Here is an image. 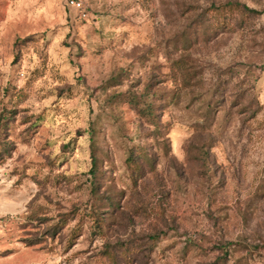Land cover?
<instances>
[{"label":"rangeland","instance_id":"obj_1","mask_svg":"<svg viewBox=\"0 0 264 264\" xmlns=\"http://www.w3.org/2000/svg\"><path fill=\"white\" fill-rule=\"evenodd\" d=\"M79 1L0 0V264H264V0Z\"/></svg>","mask_w":264,"mask_h":264},{"label":"trees","instance_id":"obj_2","mask_svg":"<svg viewBox=\"0 0 264 264\" xmlns=\"http://www.w3.org/2000/svg\"><path fill=\"white\" fill-rule=\"evenodd\" d=\"M250 12L256 13L255 10L248 8L247 6L241 5L240 3L227 2V3H224L222 5H219L213 8L212 14L215 16L216 20H219V19L227 20L229 14L233 16L234 13L249 14ZM85 13L86 12H83L82 10V14L84 16L86 15ZM11 122H12L11 112L9 111L4 112V114L0 118V162L6 157V155H8V153L13 149L14 144H15L10 136ZM91 159H92V165L90 167L89 172H90V175L93 177L95 176V171H96L95 170V158H91ZM89 182L90 184H92L91 181ZM55 233H57V229L54 228V231L52 234H55ZM75 235H72V237H74ZM35 243H37V241L33 242V244Z\"/></svg>","mask_w":264,"mask_h":264},{"label":"built area","instance_id":"obj_3","mask_svg":"<svg viewBox=\"0 0 264 264\" xmlns=\"http://www.w3.org/2000/svg\"><path fill=\"white\" fill-rule=\"evenodd\" d=\"M68 5L75 8V9H81L82 4L79 0H67Z\"/></svg>","mask_w":264,"mask_h":264}]
</instances>
